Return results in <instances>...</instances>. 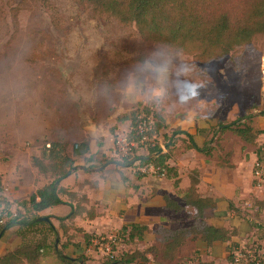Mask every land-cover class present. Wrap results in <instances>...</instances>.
Listing matches in <instances>:
<instances>
[{
	"label": "rangeland",
	"instance_id": "1",
	"mask_svg": "<svg viewBox=\"0 0 264 264\" xmlns=\"http://www.w3.org/2000/svg\"><path fill=\"white\" fill-rule=\"evenodd\" d=\"M197 86L203 93L199 101ZM141 99L146 110L159 112L166 120L155 141L164 146L179 143L175 129L180 122L187 126L234 120L253 104V111L263 110L264 46L257 42L224 58L200 61L143 39L135 25L105 16L94 19L75 0H0V165L7 173L14 170L13 162L23 165L35 147L40 151L48 147L60 131L68 137L65 144L71 155L80 149L82 139L89 143L87 152L76 156V165L87 164L91 156L90 167L104 168L108 160L119 159L115 141L128 130L116 120L117 113L133 102L135 108ZM259 116L257 126L264 122ZM223 139L227 150L244 148L232 133ZM263 144L261 135L247 147L258 150ZM144 150L146 146L137 153ZM204 168L218 170L213 165ZM255 181L264 188V180ZM248 201L238 210L251 227L243 234L250 246L254 239L264 243V223L255 222L262 211L255 215L257 205ZM15 206L20 217L29 215L23 206ZM41 229L32 228L28 237L44 236ZM73 233L72 244L85 240ZM109 236L113 234L92 238L84 247L92 250L90 257L83 253L87 261L102 263L111 249L119 255L140 247L123 238L109 243ZM77 244L70 247V254L81 251ZM196 260L193 253L181 254L173 264Z\"/></svg>",
	"mask_w": 264,
	"mask_h": 264
},
{
	"label": "trees",
	"instance_id": "2",
	"mask_svg": "<svg viewBox=\"0 0 264 264\" xmlns=\"http://www.w3.org/2000/svg\"><path fill=\"white\" fill-rule=\"evenodd\" d=\"M80 8L88 10L89 15L94 18H114L123 25H135L140 36L150 42L163 45L183 54L192 55L200 61L218 60L226 57L231 52L241 48L249 47L260 42L264 46V0H75ZM246 110V114L234 120H216L210 127L202 130L205 133L203 140H198L194 135L186 134L187 142L181 147H175V143H167L166 151L159 143H142L143 135L139 133V121L143 117L155 116L152 128L147 132L149 137H158L160 131L166 127V120L159 112L146 110L147 106L137 105L132 111L120 117L121 120L131 121L129 139L136 143L133 153H129L119 159L108 160V164L115 163L119 166L131 167L137 161L140 165L151 164L158 171L157 173L167 175L169 178L177 177V169L169 163L170 158H176L179 151L190 148L196 149L207 158L212 159L219 165H229L230 154H227L221 146V140L227 132L238 136L248 144H256L258 138L264 134V127L257 126L255 118L260 114L264 115V109L253 111ZM179 132V131H178ZM176 131V133H178ZM209 134H212L209 138ZM156 141V140H155ZM170 144V145H169ZM89 143L82 142L79 150H74V155L67 152L66 144L60 140L52 143L50 147L43 148L41 154L32 158L33 165L44 175H50L53 180L36 192L29 199L21 201L29 213L20 217L10 209L8 204H0V209L6 211L5 221L0 225V238L7 230L18 225L17 234L22 243L13 251L0 256V264H39L42 257V250L51 246L58 257L65 264H86L87 257L83 254L69 256L66 249L72 241H64L60 248L56 249L57 237L61 238L54 224L50 220H38L42 217L39 213L46 208L65 203L61 194L69 197H77V194L69 191L60 185L61 181L73 173L76 166V156L83 155L88 150ZM146 146L147 155L137 153L140 147ZM174 149L171 151L169 147ZM78 147V146H76ZM225 156H221V152ZM257 152V163L254 173L264 159V144ZM92 160L88 157L87 161ZM139 176L141 171H137ZM122 178L125 180L123 174ZM178 180L175 181L177 183ZM80 202L87 200L86 196L78 198ZM167 207L180 210L183 206L177 204L173 199L165 196ZM187 205L193 206L195 221L190 226L167 227L160 226L157 229L158 245L152 244L144 250L134 249L118 254L107 255L103 264H148L151 254L161 264H173L179 259L180 248L188 240L199 238L208 246L222 241L232 240L235 231L230 228L217 227L207 222L205 210L209 207H216V202L211 197H204L200 194L197 181H192L184 196ZM3 206V207H2ZM80 210L72 206L70 214L64 217H57L62 223L64 235H69V229L74 228L78 232H84L82 228L65 226L64 221H72ZM264 223V220L261 221ZM41 227L44 236L38 239L29 238L32 228ZM146 225L133 223L124 225L120 231L113 234L117 239L123 238L133 242L136 238L143 240ZM53 235L54 239L49 243L48 237ZM85 242L91 244L92 235L84 233ZM70 238V237H69ZM59 242H62L61 239ZM136 242V241H135ZM239 242H232L228 247V261L232 258V251ZM78 245V244H76ZM189 262V261H188ZM193 264H218L215 260H196Z\"/></svg>",
	"mask_w": 264,
	"mask_h": 264
},
{
	"label": "crops",
	"instance_id": "3",
	"mask_svg": "<svg viewBox=\"0 0 264 264\" xmlns=\"http://www.w3.org/2000/svg\"><path fill=\"white\" fill-rule=\"evenodd\" d=\"M133 103L117 113L116 120L120 124H125V126L127 124V133L123 134H130L131 121H123L120 117L132 111L135 105ZM141 104L147 103L142 100ZM260 117L264 118V115H260ZM215 122L211 123V125ZM211 125L205 122L203 124L199 122L197 125L190 124L187 126L185 123H178L175 130L179 132L175 133L176 136H180L181 138L178 140L179 143L175 144V147H181L188 141L184 132L194 135L200 141L203 140L205 133L201 131ZM259 126L264 127V122H261ZM161 131L159 136L161 135ZM228 133L231 132H227L224 137ZM56 134V138L47 144L51 145L59 140L63 143L68 142L67 135H64L62 131ZM84 139H82V142L85 141ZM223 141L224 139L221 140V146L227 152L226 155L230 154L231 166L227 164L219 165L215 162L216 160L213 161L196 149L190 148L179 151L176 158L169 159L170 165L175 166L177 169L176 178H169L167 175L153 172L142 173L139 176L135 169L119 166L115 163L105 164L103 165L104 168L100 167L102 169H98L94 166L90 167V164L94 163L92 160H89L84 165H76L73 173L63 179L60 185L76 193L77 197L71 198L67 194H61V198L65 203L50 206L39 213L41 216L49 217V220L61 234V238L57 237L56 249H59L60 244L66 240L75 242L76 238L73 237V232H76V234L80 233L83 236L84 233H88L95 240L97 236L115 234L124 225L133 223H140L148 227L143 240H138L137 238L134 240L140 243L138 249L144 250L152 244L158 245L157 229L160 226L181 227L190 226L194 223L196 209L186 204L184 196L186 190L191 187L192 181L196 180L200 194L204 197H211L216 202V207H209L205 210L207 222L217 227L230 228L236 233L231 241H219L212 246H208L200 237L190 239L180 248L179 259L181 254L191 255L193 253L197 257V260H215L218 264H227L229 244L232 242H240L243 239V234L251 229V227L249 228L250 225L247 220L239 216L238 206L242 205L244 201L248 204V200L252 201L253 199L257 205L254 208L255 215L258 214L259 210L262 211L260 218H257L255 222L258 221L260 223L263 221L264 188L263 186H258L257 181H255L254 168L258 156L256 149L247 147V145L252 144L241 140L244 148L232 151L225 148ZM159 144L166 151V146L162 142H159ZM34 150L31 156L29 158L27 157L23 165H18V162H13L14 170L9 173L5 171L2 164L0 165V204L4 206L8 204L12 210H14V203L18 206L17 208H22L21 205H18L19 202L29 199L39 188L53 180L50 175L46 176L41 174L38 168L33 165V156H39L42 151L37 147ZM139 154L147 155L148 150L139 152ZM221 156H225L223 152H221ZM205 165H213L218 167V170L206 169L204 168ZM223 169H230L232 171ZM121 174L124 175L125 180ZM176 180H178L177 183H175ZM82 196H86L87 200L80 202L78 198ZM165 196L170 197L177 204L183 206L182 209L175 210L167 207ZM72 206L76 209L78 208L80 213L72 221L66 220L63 224L65 226L71 227L73 225V227L82 228L84 232H78L74 228H70V236H66L64 235L62 223L57 217H64L70 214ZM18 230V225L13 226L0 238V256L15 250L22 243V239L17 234ZM51 238H53V235L48 237L49 243L51 242ZM60 239L62 242H59ZM77 243H80L79 249L81 251H75L76 254H70L68 252L70 247L73 248L78 245L69 244V247L66 249V254L69 256L72 255L75 258V255L84 253L90 257L88 250H91V248H88L87 252L85 248L84 251L85 246L89 247L85 240L80 238ZM148 257L150 258L148 264H161L151 254H148ZM95 263L103 264L101 261H96ZM39 264L65 263L58 257L54 248L48 246L42 250V257ZM86 264L92 263L87 261Z\"/></svg>",
	"mask_w": 264,
	"mask_h": 264
},
{
	"label": "built area",
	"instance_id": "4",
	"mask_svg": "<svg viewBox=\"0 0 264 264\" xmlns=\"http://www.w3.org/2000/svg\"><path fill=\"white\" fill-rule=\"evenodd\" d=\"M154 123V117L148 116L143 117L139 121L138 129L139 133L143 135L142 143L148 142H155L157 139L156 136L149 137L147 132L152 128V125ZM129 135L127 134H120L116 141V147H115V155L119 158L122 156H125L129 153H133V147L136 146V143L133 140H130ZM48 147H50L49 144H47ZM259 168L255 172L256 178H258L260 181L264 180V159L263 162L258 165ZM133 169H138L137 171H141L143 173H157V169L151 165H140L139 161L135 163L134 166H131ZM6 217V211L4 209H0V225H2L5 221ZM109 243L116 244L117 238L114 236H109ZM246 239H242L240 243L234 247L232 251V258L228 261L227 264H264V243L258 242L256 239L253 240V244L248 246ZM115 254L114 249L109 250L107 253Z\"/></svg>",
	"mask_w": 264,
	"mask_h": 264
},
{
	"label": "clouds",
	"instance_id": "5",
	"mask_svg": "<svg viewBox=\"0 0 264 264\" xmlns=\"http://www.w3.org/2000/svg\"><path fill=\"white\" fill-rule=\"evenodd\" d=\"M204 87H206V85ZM202 96H203V93L200 90V86H197L195 90V99L199 101Z\"/></svg>",
	"mask_w": 264,
	"mask_h": 264
},
{
	"label": "water",
	"instance_id": "6",
	"mask_svg": "<svg viewBox=\"0 0 264 264\" xmlns=\"http://www.w3.org/2000/svg\"><path fill=\"white\" fill-rule=\"evenodd\" d=\"M38 220H49V217H47V216H42V217H39Z\"/></svg>",
	"mask_w": 264,
	"mask_h": 264
}]
</instances>
